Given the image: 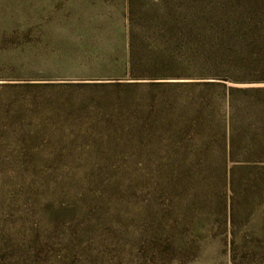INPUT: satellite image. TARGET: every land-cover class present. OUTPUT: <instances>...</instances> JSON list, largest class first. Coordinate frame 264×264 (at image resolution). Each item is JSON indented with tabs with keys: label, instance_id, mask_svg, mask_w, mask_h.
Here are the masks:
<instances>
[{
	"label": "rangeland",
	"instance_id": "1",
	"mask_svg": "<svg viewBox=\"0 0 264 264\" xmlns=\"http://www.w3.org/2000/svg\"><path fill=\"white\" fill-rule=\"evenodd\" d=\"M126 2L0 0V264H264V189L238 203L235 259L215 217L176 235L187 256L162 251L145 215L156 162L109 120L131 90L115 81Z\"/></svg>",
	"mask_w": 264,
	"mask_h": 264
},
{
	"label": "trees",
	"instance_id": "2",
	"mask_svg": "<svg viewBox=\"0 0 264 264\" xmlns=\"http://www.w3.org/2000/svg\"><path fill=\"white\" fill-rule=\"evenodd\" d=\"M126 18L115 81L132 91L109 120L128 121L156 162L145 215L160 219L162 251L183 256L195 242L176 235L215 217L235 259L238 203L264 189V0H127Z\"/></svg>",
	"mask_w": 264,
	"mask_h": 264
}]
</instances>
